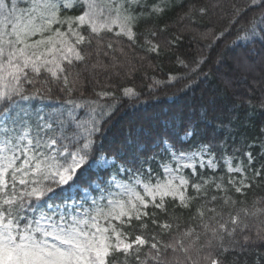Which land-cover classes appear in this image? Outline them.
I'll return each instance as SVG.
<instances>
[{"label": "snow or ice", "instance_id": "6c2138e0", "mask_svg": "<svg viewBox=\"0 0 264 264\" xmlns=\"http://www.w3.org/2000/svg\"><path fill=\"white\" fill-rule=\"evenodd\" d=\"M177 8L195 57L160 26ZM233 33L221 88L128 113L161 83L142 100L138 71L174 59L186 93ZM257 107L264 0H0V264H264V127L235 115Z\"/></svg>", "mask_w": 264, "mask_h": 264}, {"label": "trees", "instance_id": "16d2710c", "mask_svg": "<svg viewBox=\"0 0 264 264\" xmlns=\"http://www.w3.org/2000/svg\"><path fill=\"white\" fill-rule=\"evenodd\" d=\"M184 2L185 0H176L177 4ZM182 11V9L177 8L176 10L170 12L169 15L165 17L160 23V26L163 27L166 24L171 31H174L177 34L183 33L185 39L181 41L178 54H183L188 57H195L201 51L202 46L206 43V41L193 38V30L188 29L187 25L180 19ZM205 23H207V21H205ZM211 26L214 27L217 34L220 31H223L228 27L227 15H224L223 18L213 16ZM198 31H204V29L201 28ZM234 39L235 33H233L232 36H228L227 38H222L217 43L215 52H212L211 55L213 61L216 60L217 53L223 55V64L216 65V68H218L219 71L213 69L207 80H205L203 83H194L193 87L186 93L184 91V81L177 83L169 81L168 79L170 75H182L187 71L175 63L174 59L162 58L161 60L155 61V63L160 64L163 68L162 72L153 73L150 68L138 71L135 74V79L132 82L139 90L144 93L142 100H149V85H151L153 79L159 80L161 83L157 84L153 88L152 96L154 99H152L149 104H139L137 105V108H133L131 106L132 102H129L128 113L132 114L137 110L142 111L144 108L150 107V105L153 103L173 106L179 105L191 110V108L199 101L205 90L212 91L221 88V79L228 78L233 75L234 58L243 55L246 49V42L238 41L237 43L233 44ZM203 52L204 55L209 54V50L207 48H204ZM211 67V65L205 66L204 72L209 73ZM199 79L203 78L200 77ZM221 99L223 101L222 107L231 113V104L229 103L228 99L223 98L222 95ZM235 115L240 117V121L238 123H242L244 125L243 131H245L248 135H252L259 128L264 127V111L259 109V107H257L255 111L241 108L235 113Z\"/></svg>", "mask_w": 264, "mask_h": 264}]
</instances>
